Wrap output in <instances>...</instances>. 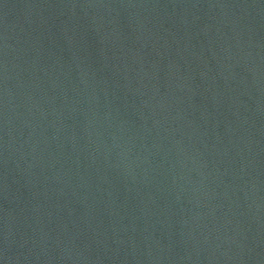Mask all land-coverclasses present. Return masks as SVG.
Masks as SVG:
<instances>
[{"label":"water","instance_id":"1","mask_svg":"<svg viewBox=\"0 0 264 264\" xmlns=\"http://www.w3.org/2000/svg\"><path fill=\"white\" fill-rule=\"evenodd\" d=\"M0 264H264V0H0Z\"/></svg>","mask_w":264,"mask_h":264}]
</instances>
